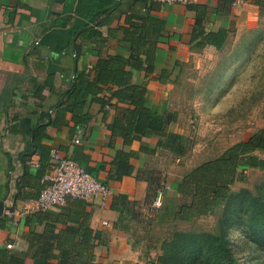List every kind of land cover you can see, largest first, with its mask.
<instances>
[{
	"label": "crops",
	"instance_id": "obj_1",
	"mask_svg": "<svg viewBox=\"0 0 264 264\" xmlns=\"http://www.w3.org/2000/svg\"><path fill=\"white\" fill-rule=\"evenodd\" d=\"M190 3L207 6V17L203 21L206 31H216L220 27L227 31L221 48L209 43L196 48L195 42L205 39V34L193 39L191 25L195 11L187 4L154 0H0V201L5 198V204L10 206L16 194L13 214L0 213L1 248L16 252L25 250V232L29 229L43 230V223L25 224L28 214L13 223L16 208L23 201L17 198L19 176L25 164L34 170L40 161L39 147L30 134L34 135L36 124L46 123L49 116H53L75 70L90 67L95 62L96 51L101 54H128L119 28L128 25L125 16L132 15V20H137L134 15L150 14L165 20L153 70L148 73L132 70V80L145 81L148 101L159 113L173 110L169 90L176 86L186 66H194V76L196 72L201 73L200 67L204 63L219 65L224 59L228 60L224 69L233 73L236 66L226 54L231 42L238 46L241 42L237 41H242V35H245V46L253 51L255 44L264 40V13L257 0H247L237 6L229 0H192ZM104 10L106 12L103 13ZM87 25L98 28L104 41L97 43L93 39L79 38L80 31ZM214 50L220 58L206 60L203 57L206 52ZM195 58L197 62L193 60ZM163 69L166 70L164 77ZM161 78L165 80L161 81ZM47 80L51 81L53 90L44 87L39 91ZM106 109L104 114L100 103L89 95L83 109L91 118L88 123L75 126L68 113L66 122L59 128L47 125L46 136L39 142L44 149L57 148L75 160L86 156L91 173L111 188V196L104 205L96 200H84L81 207V211L89 215V225L102 232L105 242L94 247L93 258L107 264H151L154 255L135 232L153 222L156 201L163 193L159 191L153 199L147 197V177L151 171L160 169L159 166H167V156L174 155L176 160L180 156L157 147V137H146L143 140L153 151H138L137 157L132 158L133 167L128 175L120 180L109 178L110 161L116 151L136 150L140 142L124 145L120 136L111 135L106 123L112 120L114 109ZM180 115L177 112V119L169 124V129L183 134ZM75 136L78 142L74 141ZM30 150L34 152L27 153ZM49 166L48 154L45 174ZM161 173L165 177V187L170 188L172 178L165 170ZM181 176L173 179L178 180ZM71 200L46 210L74 215L78 208ZM103 220L108 224H103ZM8 243L12 246L8 247Z\"/></svg>",
	"mask_w": 264,
	"mask_h": 264
},
{
	"label": "trees",
	"instance_id": "obj_2",
	"mask_svg": "<svg viewBox=\"0 0 264 264\" xmlns=\"http://www.w3.org/2000/svg\"><path fill=\"white\" fill-rule=\"evenodd\" d=\"M257 3L264 13V0H257ZM187 7L195 11L191 25L193 39L205 34V39L195 42L196 48L200 49L204 43L221 48L227 31L222 27L216 31L205 30L203 21L207 17V6L188 3ZM131 17L132 15L125 16L124 20L128 25L119 27L123 32L122 43L128 54H101L96 51L95 62L90 67L75 70L72 82L62 93V101L53 116H49L48 122L35 125L33 142L39 147L40 161L34 170L25 164L17 182V198H35L46 184L43 176L48 167L49 148L44 149L39 142L46 136V126L50 124L59 128L66 122L68 113L75 126H84L91 120L89 114L83 111L89 95L100 103L104 114L107 110L105 105L114 109L112 120L106 123L111 135L120 136L124 145L140 142L136 150L116 151L110 161L109 178L120 180L128 175L133 167L132 158L137 157L138 151H153L143 140L146 137H157V147L176 156L184 154L186 136L169 129V124L177 119V111L165 110L159 113L148 101L145 81L132 80V70H144L145 73L153 70L158 43L163 38L165 20L150 14L134 15L137 20H132ZM79 38L93 39L97 43L104 41L101 31L94 25L83 27ZM75 48L78 56L79 46ZM165 71L163 69V77L166 76ZM164 80L161 78V81ZM44 87L53 90L50 80L42 84L39 91ZM261 154L264 155V127L230 144L218 156L202 161L178 180L171 181L170 190H165L166 182L165 177L161 176V170L151 171L147 177L146 195L153 199L161 191L178 198L172 220L185 224L195 222L202 216L212 214L221 199L229 197L235 201L236 194H231L230 186L237 180H246V168L264 169V157ZM76 160L91 173L86 156ZM70 199L78 208L74 215L48 210L28 214L25 224L43 223V230L38 232L29 229L25 232L27 247L20 252L0 247V264H107L93 258L94 247L105 242L102 232L89 225V215L81 211L84 200L68 198L66 202ZM228 209L225 211L228 212ZM259 211L257 209L253 214ZM159 212L160 209L156 208L154 220H157ZM58 224L64 226L59 227ZM175 226L173 225L174 228ZM174 228L166 233L169 234L167 237L162 238L164 254L159 255V259H154L151 264H237L228 245V231L206 235L203 232ZM228 228L231 227L228 225L226 229ZM249 228L252 240L257 244L263 243L264 218L251 222ZM179 245L181 247L178 250ZM208 249L211 256L205 258L201 252Z\"/></svg>",
	"mask_w": 264,
	"mask_h": 264
},
{
	"label": "rangeland",
	"instance_id": "obj_3",
	"mask_svg": "<svg viewBox=\"0 0 264 264\" xmlns=\"http://www.w3.org/2000/svg\"><path fill=\"white\" fill-rule=\"evenodd\" d=\"M242 36V41H237L241 43L234 46L231 42L226 52L236 71L228 73L224 69L228 60L224 59L219 65L204 63L200 67L201 73L196 72L194 76V66H186L176 86L169 90L173 110L181 114V128L187 138L184 154L178 160L174 155L167 156V166H159V170L167 171L172 180L264 127V40H259L252 51L247 50L246 36ZM203 57L209 60L220 58V55L214 50ZM193 60L198 61L197 58ZM245 175V181L237 180L230 186L231 194H236L235 201L229 197L221 199L212 214L189 224L172 220L178 198L163 194L156 207L160 209L157 220L146 228L139 226L140 231L135 234L141 236L142 243L154 255L153 259H159V255L164 254L162 238L169 235L166 233L172 231L173 225H176L174 230L185 229L206 235L226 230L228 245L237 264H264V242L255 243L249 228L251 222L264 218V169L246 168ZM165 190L170 188L165 187ZM257 209L260 211L253 214ZM228 225L230 229H226ZM209 251L201 252L202 256L210 257Z\"/></svg>",
	"mask_w": 264,
	"mask_h": 264
},
{
	"label": "built area",
	"instance_id": "obj_4",
	"mask_svg": "<svg viewBox=\"0 0 264 264\" xmlns=\"http://www.w3.org/2000/svg\"><path fill=\"white\" fill-rule=\"evenodd\" d=\"M154 1L188 4L192 0ZM246 1L230 0L233 6L243 4ZM105 107L108 108L109 105H105ZM74 141H79L77 136L74 137ZM49 157V170L44 176L46 184L40 190L37 197L23 200L20 207L16 208V216L13 218V223H17L19 217L23 215L37 211H45L52 206L62 205L68 198H78L90 202L96 200L100 205H104L110 198L112 193L110 186L87 171L77 160L62 153L57 148H51L49 150ZM32 164L36 165L34 162ZM156 202L157 205L160 204V200ZM4 211L9 216L13 214V211ZM102 223L105 225L108 224L106 220H103ZM7 246L11 247L12 244L8 243Z\"/></svg>",
	"mask_w": 264,
	"mask_h": 264
},
{
	"label": "water",
	"instance_id": "obj_5",
	"mask_svg": "<svg viewBox=\"0 0 264 264\" xmlns=\"http://www.w3.org/2000/svg\"><path fill=\"white\" fill-rule=\"evenodd\" d=\"M32 137H33V134L31 133V134H30V138L32 139ZM33 152H34V150H30V151H28L27 153H30V154H31V153H33ZM21 160H22V162H23V155L21 156ZM4 199H5V198H3V199L0 201V213H2L4 210L12 211V210L14 209L15 200H16V194H14V196H13V200H12L10 206L7 205V204H5Z\"/></svg>",
	"mask_w": 264,
	"mask_h": 264
}]
</instances>
